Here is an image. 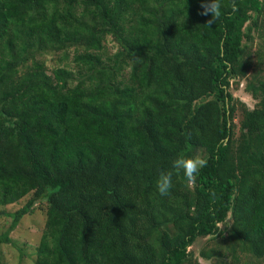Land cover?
<instances>
[{
  "label": "trees",
  "instance_id": "obj_1",
  "mask_svg": "<svg viewBox=\"0 0 264 264\" xmlns=\"http://www.w3.org/2000/svg\"><path fill=\"white\" fill-rule=\"evenodd\" d=\"M234 2L208 26L200 0H0V246L18 264H264V0ZM180 156L207 160L194 185ZM42 204L28 262L9 235Z\"/></svg>",
  "mask_w": 264,
  "mask_h": 264
},
{
  "label": "rangeland",
  "instance_id": "obj_2",
  "mask_svg": "<svg viewBox=\"0 0 264 264\" xmlns=\"http://www.w3.org/2000/svg\"><path fill=\"white\" fill-rule=\"evenodd\" d=\"M233 82L234 81H231L230 92L234 99H239L245 102L248 106L252 107L254 102L244 91L245 81H240V84L237 88ZM21 205L22 204L9 207L7 210L13 212ZM44 207V204L37 205L35 208V210L37 209L36 212L31 214L29 217L26 216V218H24L17 228L9 235V238L13 240V242H16L17 245L23 248L22 251L26 255L25 258L28 259V262L34 255V248L36 247L41 235V229L44 223ZM10 222V218L0 217V236L8 228V224H10ZM198 245L199 244H197L196 247H193V250H198ZM18 255V251H16L10 244L0 246L1 264H18ZM26 259L23 261V263H26ZM200 261L205 263L201 259Z\"/></svg>",
  "mask_w": 264,
  "mask_h": 264
},
{
  "label": "clouds",
  "instance_id": "obj_3",
  "mask_svg": "<svg viewBox=\"0 0 264 264\" xmlns=\"http://www.w3.org/2000/svg\"><path fill=\"white\" fill-rule=\"evenodd\" d=\"M200 7L202 11L201 15L208 16L210 14L211 19L207 21V25L210 26L215 20L219 19L222 15V3L221 0H200ZM232 12L238 11V8L233 0L231 5ZM207 160L201 156L196 157H184L180 156L172 161V169L178 172H182L188 183L195 184L197 175L203 167H206ZM172 171H161L156 183V188L161 196H168L173 187ZM213 196L214 192L211 193Z\"/></svg>",
  "mask_w": 264,
  "mask_h": 264
}]
</instances>
